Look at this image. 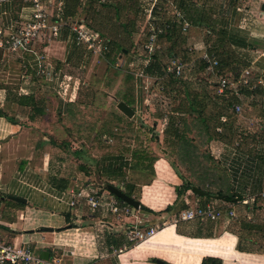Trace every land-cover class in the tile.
I'll return each instance as SVG.
<instances>
[{"label":"crops","instance_id":"0c3cea01","mask_svg":"<svg viewBox=\"0 0 264 264\" xmlns=\"http://www.w3.org/2000/svg\"><path fill=\"white\" fill-rule=\"evenodd\" d=\"M61 1V11L54 2H46L55 20L58 14L70 22L101 21L97 0ZM172 1L189 27L183 31L171 15V1L161 0L162 10L156 12V19L160 22L172 18L168 31L173 28L175 33L159 36L164 41L158 52L166 51V44L170 43L175 48L179 28L184 35L193 29L198 33L192 39L197 41L202 37L200 42L209 54L218 59L215 50L206 43H212L217 49L227 42L237 49L238 61L247 62V67L251 66L256 75V88L242 89V98L231 94L219 98L214 92L211 100H199L200 116H187V123L193 124L195 116L204 121L208 138L199 135L198 128L191 124L187 139L195 145L196 153L200 154L202 149L208 152L211 163L225 175L223 191L234 198L225 201L192 190L178 195L183 183L182 172L177 173L165 157L167 154L160 155L155 150L152 152L155 158L148 167L140 162L130 163V158L121 153H97L98 145L92 140L99 139L102 117H89L91 111L85 107L91 106L79 98L78 87L69 88V97H64L65 78L70 75L68 65L72 60L78 67L81 62L74 34L65 26L54 38L38 37L31 51L10 53L0 47V239L28 243L39 256L47 252L45 260L58 257L62 264H157L156 258L172 264H201L204 257L218 258L221 264H264V197L259 196L264 183V145L256 146L257 134L246 130L251 120L264 123V0ZM103 4L112 7L114 19L128 29L134 26L143 0ZM30 15L29 0H0V32L8 34L16 20L28 19ZM108 37L109 44L112 40ZM37 55H43L48 63L46 75L37 72ZM184 55L189 57L186 62L193 63L191 76L196 77L201 67L199 57L194 58L187 52ZM169 56L181 58L178 54ZM162 57L161 53L160 60ZM222 67L219 60L218 74L228 77L237 76L243 69L231 71ZM201 90H207L205 84ZM138 97L141 93L136 95L140 106L144 101ZM232 103L242 105L241 116L229 114L227 106ZM212 105L217 108L213 116L208 112ZM222 114L228 115V122L223 125L219 122ZM137 116L135 109L127 122L134 123ZM141 119L143 122L137 128L131 126L132 142L138 144L139 154L146 155L149 152L141 153L140 144L145 142L143 131L148 120ZM163 120V133L170 120L180 128L184 123L179 117ZM82 122L92 124L88 135L80 134L73 127ZM219 124L223 131L217 134L214 128ZM156 136L160 142L162 135ZM238 138L241 145L233 152L228 146ZM92 181H105L129 193L139 202V207H133L129 216L116 218L104 209L93 210L83 204L69 206L71 193ZM9 195L24 198L25 202L12 200ZM195 204L216 205L221 209V216L215 222L175 221L179 211ZM132 223L153 227L156 232L132 245L124 231ZM116 251L119 253L114 255Z\"/></svg>","mask_w":264,"mask_h":264},{"label":"rangeland","instance_id":"374dc122","mask_svg":"<svg viewBox=\"0 0 264 264\" xmlns=\"http://www.w3.org/2000/svg\"><path fill=\"white\" fill-rule=\"evenodd\" d=\"M115 1V4L121 5L123 0H111ZM126 2V1H124ZM100 3V2H99ZM103 4V3H102ZM114 4V5H115ZM113 5V6H114ZM116 6V5H115ZM99 15L98 20L95 22L86 19L85 23L94 29L100 31L107 39L110 36L112 40L108 44V50L105 52H92L86 50L84 46H78L77 56L80 59V66H76L75 62L71 60L67 72L70 74L69 77L65 78L66 84H64V97L68 98V89L75 88L78 89L79 98L85 99L87 104L91 107L88 108V112L91 111L89 117H96L101 119L106 123V127L113 128L116 136L119 138L117 151L123 156L130 158V163L134 164L140 162V164H150L152 157L147 156L146 159L143 156H139L138 144H134L133 131H131V126H137L140 122H143L141 118L148 120L147 127L143 131L146 134L145 142H142L141 153L143 151L151 152L146 155H151L154 150L160 155L167 154L165 157L170 160L172 165L175 167L177 173H181L182 185L185 184H197L198 181L193 180L194 176L188 174V171L182 166V164H188L189 158L185 155L183 146L180 143H176L171 139V135H166L163 133L164 128V118L179 117L184 121L181 124L182 134L186 138L188 137V124L187 116L190 114L188 111L189 99L183 93L185 89L190 98L196 96L198 98H205L211 100L213 93L215 92V82L216 77L207 71H201V67L197 70V75L194 79L190 76H186L184 79H171L170 75L166 74L162 68L161 62L170 57L168 55V49L170 45L166 44L165 49L161 51V44L164 41L163 37L158 38L156 42V52L152 55V61L149 63L152 66L146 70L143 60L148 56L145 45L147 44V35L149 33V26L145 22V18L139 9L137 11L136 21L134 26L128 29L120 24V20H115L113 15L112 7L107 4H98ZM99 25V26H98ZM198 31L190 29L184 39L179 38V42L175 45V52L178 55H182L186 52L188 47L192 48V57L198 58L205 51V46L197 38V41L193 40L192 37L195 36ZM112 36V37H111ZM201 36V32H199ZM162 39V41H161ZM251 45V44H250ZM208 48H211L220 60L222 68H230L229 70L235 71L236 69H241L242 67H247V62L238 61V56L236 54V48H232L226 42L224 46L219 48H213L212 43H206ZM252 46H250L251 48ZM168 48V49H167ZM162 53V60H160L159 55ZM186 58V57H185ZM188 60V58H187ZM158 62V63H157ZM201 66V65H199ZM249 66V65H248ZM140 72L142 75L140 76ZM138 74V75H137ZM72 75V76H71ZM74 77V78H73ZM230 77V76H229ZM191 81H188L189 79ZM231 79L233 77H230ZM193 80V81H192ZM206 85V91L201 90L203 85ZM141 93V98L144 102L140 106L136 103V95ZM124 99L132 109L138 111V118H135L128 123L127 117L121 113L116 108V103L118 100ZM109 102V103H108ZM217 108L211 106L208 112L213 116L216 113ZM85 114V113H84ZM113 114H117L121 121L114 118ZM192 116V115H191ZM196 116L194 117V119ZM73 124V123H72ZM98 124V123H97ZM160 130L162 132L160 133ZM105 131L100 128L98 134V140L95 143H110V138L104 135ZM156 134H161L159 137L160 142H157ZM89 141V140H88ZM93 142V141H92ZM153 143V144H152ZM153 146V147H152ZM155 147V148H154ZM196 155V159L200 158L202 164L206 166L208 152H202ZM140 158H138V157ZM138 159H142L141 161ZM144 159V160H143ZM146 162V163H145ZM201 164V163H200ZM213 164L210 163V165ZM213 166L216 168L213 164ZM148 175V171L145 172ZM139 180V178H135ZM105 182V181H103ZM182 185L180 186V191L182 192ZM210 191L214 192L215 187H207ZM191 194V193H190ZM229 227V226H228ZM140 242V241H138ZM138 242H130L132 245ZM119 251L114 252L116 255ZM102 258L100 259V261Z\"/></svg>","mask_w":264,"mask_h":264},{"label":"built area","instance_id":"2783aa9c","mask_svg":"<svg viewBox=\"0 0 264 264\" xmlns=\"http://www.w3.org/2000/svg\"><path fill=\"white\" fill-rule=\"evenodd\" d=\"M31 3V15L28 19H18L11 27L8 34L4 35L0 32V47L10 53H22L31 51L34 41L45 36L47 39L54 38L58 35L61 27L67 26L74 34V42L78 46H84L86 50L92 52H105L108 50V39L94 30L84 21H67L58 17L55 20L46 8V2L52 1L57 5V10L61 11V0H29ZM100 3H105L111 0H97ZM170 7L172 8L171 15L174 20L181 24V29L186 31L189 24L181 19L180 11L175 7L172 0ZM161 0H143L141 12L149 26L147 35V44L145 45L148 56L143 60L144 65L151 61V57L156 52V42L160 35H164L172 26L173 19L158 21L156 12L161 11ZM186 52L192 54V48L188 47ZM37 72L40 75H46L48 63L43 55H37ZM199 60L204 64V69L208 73L216 77L215 95L219 98L228 95H234L237 98H242V89H254L257 86L256 75L254 69L250 67L243 68L237 76L232 79L226 75L218 74L219 61L213 55L204 51ZM193 63L182 60L179 56H172L163 63V70L166 74L172 75L178 79H184L186 76H191ZM141 75V72L140 74ZM186 80V79H184ZM189 81V79H187ZM193 81V80H192ZM231 116H241L243 108L240 103H232L227 106ZM220 124L228 122V115L222 114L219 117ZM217 125L215 132L222 133V125ZM247 132L255 133V142L264 145V123L258 120L250 121L246 124ZM241 145V140L238 138L228 148L235 152ZM230 174H231V170ZM236 178H234L235 180ZM106 183L92 181L85 184L82 188L71 193L69 206L85 205L90 209H104L116 218H122L132 214L134 208L129 204L121 201L111 192L108 191ZM260 197H264V183ZM230 215H233L230 212ZM221 216V209L213 204L204 206L195 204L187 206L179 211L175 221L178 220H197L199 222L212 221L215 222ZM125 236L129 242H138L146 240L153 236L156 230L153 227H142L139 224L132 223L131 226L125 228ZM0 264H62L60 258L55 257L51 260L41 258L28 243L7 242L0 239Z\"/></svg>","mask_w":264,"mask_h":264},{"label":"trees","instance_id":"16d2710c","mask_svg":"<svg viewBox=\"0 0 264 264\" xmlns=\"http://www.w3.org/2000/svg\"><path fill=\"white\" fill-rule=\"evenodd\" d=\"M174 33H175L174 29L172 28L170 31H167L164 34V37L167 35H173ZM177 34H178L179 38H181V39L185 38L183 36L184 34L180 28H179V32ZM176 43H178V41H176ZM170 45H171V47L168 50L169 51L168 54L169 55L176 54V52L172 53V52H174L173 50H175L174 47L172 48V46H174V45L171 43H170ZM171 49H172V51H171ZM181 58L184 61H187V58H189V57H187L186 55L183 54V55H181ZM200 63H201V68H204V64H202V62H200ZM147 65H150V64H147ZM158 65H162V68H163V63L162 64L158 63ZM150 67H152V66H146V70L149 69L148 71H150L151 70ZM169 77H170V80L171 79H173V80L178 79L172 75H170ZM183 93L185 94L187 99H189V107H188L189 111L188 112L191 115L192 114H198L200 116L201 114L199 112V110H200L199 109L200 108L199 107V105H200L199 100H202V98H198L195 95L190 98L189 93L185 89H183ZM113 116L116 120L121 121V118L119 119L120 116H118L117 114H113ZM193 121H194L193 124H192V122L188 124V129L190 128V126L192 124V127L198 128L199 135H202L204 137V139H207L208 133H207V129H206V126L204 124V121L202 119H200V120L199 119H193ZM182 125H183V123H182ZM73 127L80 134H83V135L87 134L88 135V133L91 130L92 124H90L88 122H82V123L74 124ZM101 127L104 129L105 133L110 138V143L104 144V145H100V143H99L98 147H96L95 150L97 151V153L99 155L100 154L101 155L102 154H107V155L111 154L112 155L115 153L118 154L119 152L117 151V146H118L119 138L116 136V133L114 132L113 128L106 127V123L104 121L101 122ZM164 134L171 135V137L176 141V143L179 142L180 145L183 146L184 153L189 158L190 161H189V166H188V164H182V166L186 169V171H188V173L191 176L195 177V181H198V183L195 185H193L192 183L182 185V192L179 189L178 195H183L187 190H191L192 186H196L198 189L208 193L209 195L218 196L219 198H222L225 201H230L231 199L234 198V195H232L231 193H228V192L226 193L223 191V189L226 185L225 184L226 179H225V175L223 174V172L218 171L213 166V164L210 165L211 159L208 156H206V160H207L206 166L204 165V163L202 164L200 158L196 159V155H198L199 157H200V155L198 153H196V148L194 147L195 145H193L189 141V139H187V137L185 138L183 136L182 129L180 127L176 126L174 121L170 120L167 123V126L164 130ZM96 140H98V139L94 138L92 141L95 143ZM139 156H143V157L150 156V157H152L151 158L152 160L155 158L154 155L139 154ZM138 158H140V157H138ZM222 184H223V187L221 186ZM207 187H215L216 191L212 192ZM141 207H142V205H141ZM201 264H221V260L218 258H214V257H204L201 261Z\"/></svg>","mask_w":264,"mask_h":264},{"label":"water","instance_id":"95a60500","mask_svg":"<svg viewBox=\"0 0 264 264\" xmlns=\"http://www.w3.org/2000/svg\"><path fill=\"white\" fill-rule=\"evenodd\" d=\"M262 9H264V4H262ZM116 108L123 113L126 117H132L134 115V110L128 106L125 102L123 101H119L116 104ZM107 189L109 192H111L114 196H116L118 199H120L121 201L129 204L130 206L134 207V208H138L139 207V202L134 199L133 197H131L130 195H128L127 193H125L124 191L120 190L119 188H117L116 186L112 185V184H108L107 185ZM191 190L199 195L202 196H208L209 194L198 189L195 186L191 187ZM210 196V195H209ZM9 198L18 202H25L24 198L18 197V196H14V195H9ZM47 252H41L40 257L46 259L47 258ZM155 263L157 264H172L170 262H165L161 259H155Z\"/></svg>","mask_w":264,"mask_h":264},{"label":"bare ground","instance_id":"6f19581e","mask_svg":"<svg viewBox=\"0 0 264 264\" xmlns=\"http://www.w3.org/2000/svg\"><path fill=\"white\" fill-rule=\"evenodd\" d=\"M142 241H143V240H142ZM140 242H141V241H140ZM140 242H138V243H140ZM138 243H137V244H138ZM137 244H135V246H136Z\"/></svg>","mask_w":264,"mask_h":264}]
</instances>
